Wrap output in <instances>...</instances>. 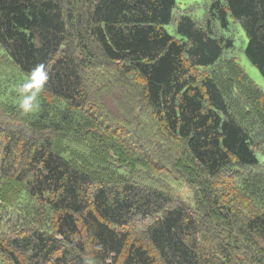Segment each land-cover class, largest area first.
<instances>
[{
	"label": "trees",
	"instance_id": "1",
	"mask_svg": "<svg viewBox=\"0 0 264 264\" xmlns=\"http://www.w3.org/2000/svg\"><path fill=\"white\" fill-rule=\"evenodd\" d=\"M176 3L0 0V50L6 61L17 67L16 74L28 76L37 65H44L49 76L32 122L66 123L63 112L68 107L73 121L82 123L78 115L86 118L79 62L69 50L70 35L78 32L86 17L90 37L105 57L120 64L125 74L144 80L143 95L153 116L167 134L185 143L207 177H218L235 163L250 169L262 166L264 153L260 159L244 114L232 110L216 78L219 71L197 77L192 70L215 68L225 50L234 46L233 40L221 39L213 29L216 21L227 29L232 19L247 35L245 55L264 78V0H215L205 28L181 15L173 35L167 26L174 20ZM19 97L16 93L12 100ZM31 148L30 161L21 162L24 167L16 177L25 183L22 203L26 209L35 199L48 202L55 221L53 228L0 241V254L13 264H23L15 254L20 250L38 264H89L82 256L86 248L80 225L92 238L98 263H116L123 257L122 264H154L145 244L130 243L126 229L145 219L153 220L146 227L147 239L165 264L238 263L231 246L220 244L221 249L213 252L194 246L191 234L196 235L197 228L191 212L184 206L173 207V197L166 192L149 184L99 183L95 169L78 166L81 161L78 152L70 153L71 145L60 151L51 143ZM4 162L1 170L8 172L14 162ZM245 225L264 241V209ZM60 246L64 248L55 256Z\"/></svg>",
	"mask_w": 264,
	"mask_h": 264
},
{
	"label": "rangeland",
	"instance_id": "2",
	"mask_svg": "<svg viewBox=\"0 0 264 264\" xmlns=\"http://www.w3.org/2000/svg\"><path fill=\"white\" fill-rule=\"evenodd\" d=\"M176 1L174 20L167 26L171 34L177 35L174 29L181 15L206 27L208 9L215 0ZM81 10L85 16L86 7ZM213 29L221 39L233 40L234 46L225 50L215 68L192 72L200 77V73L219 71L220 76L216 78L225 97L232 110L247 119L249 128L246 127L258 143L257 154L261 159L264 153V78L245 55L248 38L239 22L231 19L226 29L216 21ZM70 38V54L79 62L83 93L87 97L82 105L86 118L75 116L82 123L73 121L71 107L63 112L66 123L32 122L35 110L24 115L19 108L22 97L18 100L12 97L19 93L18 87L27 75L16 74L17 67L6 61V55L0 50V241L12 242L41 232L47 226L53 228L55 220L48 202L35 199L24 209L27 205L22 203L25 183L16 178L24 167L21 162L31 159L27 157L33 150L31 146L51 143L56 151L67 145L74 147L70 153L78 152L81 161L78 166L95 169L99 183L149 184L169 194L173 197V207H186L194 218L197 228L196 235L191 234L194 246L205 251L210 248L212 252L221 249L220 244L231 246L237 264H264V241L250 233L245 225L249 218L264 209V164L250 169L235 163L218 177H207L187 152L185 143L167 134L153 116L143 95L144 80L125 74L120 64L105 57L90 37L86 17ZM43 97L52 99L47 95ZM6 160L14 162L8 172L1 170L6 167ZM29 177L30 174L23 178ZM151 222L153 220L145 219L129 225L126 228L129 240L145 244L154 264H165L147 239L146 227ZM80 226L86 248L83 258L89 264H102L95 258L91 236ZM63 248L60 246L55 256L61 254ZM15 254L23 264H38L27 252L20 250ZM122 260L123 257L107 264H122ZM0 264L13 263L0 254Z\"/></svg>",
	"mask_w": 264,
	"mask_h": 264
},
{
	"label": "clouds",
	"instance_id": "3",
	"mask_svg": "<svg viewBox=\"0 0 264 264\" xmlns=\"http://www.w3.org/2000/svg\"><path fill=\"white\" fill-rule=\"evenodd\" d=\"M48 73L44 65H37L19 85L18 92L22 99L19 108L24 115H28L38 107V99L44 91Z\"/></svg>",
	"mask_w": 264,
	"mask_h": 264
}]
</instances>
